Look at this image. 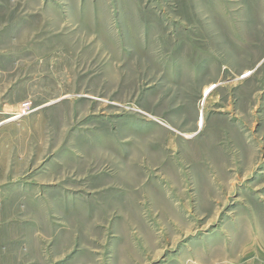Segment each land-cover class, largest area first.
I'll return each mask as SVG.
<instances>
[{
	"label": "rangeland",
	"instance_id": "1",
	"mask_svg": "<svg viewBox=\"0 0 264 264\" xmlns=\"http://www.w3.org/2000/svg\"><path fill=\"white\" fill-rule=\"evenodd\" d=\"M0 53V264H264V0H0Z\"/></svg>",
	"mask_w": 264,
	"mask_h": 264
},
{
	"label": "crops",
	"instance_id": "2",
	"mask_svg": "<svg viewBox=\"0 0 264 264\" xmlns=\"http://www.w3.org/2000/svg\"><path fill=\"white\" fill-rule=\"evenodd\" d=\"M16 59H17V58L15 57V58H14V63H13L14 65H17V63H16L17 60H16ZM7 60H8L7 55H4L3 53H0V66H1L2 64L4 65V64L6 63V62H4V61H7ZM0 72H2L1 69H0Z\"/></svg>",
	"mask_w": 264,
	"mask_h": 264
}]
</instances>
